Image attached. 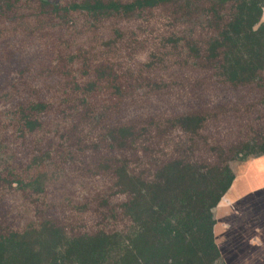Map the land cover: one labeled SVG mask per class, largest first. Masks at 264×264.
<instances>
[{"label": "rangeland", "instance_id": "obj_1", "mask_svg": "<svg viewBox=\"0 0 264 264\" xmlns=\"http://www.w3.org/2000/svg\"><path fill=\"white\" fill-rule=\"evenodd\" d=\"M46 1L51 5L22 0L21 7L7 13H3L6 11L0 2V232L4 236L14 233L25 238L29 227L46 220L64 227L69 235L131 227L132 219L121 206L126 194H113L112 172L99 170V174L91 175L80 164L84 148L101 137L96 117L118 113L115 108L105 109L118 96L109 83L102 82L99 89L90 92L84 86L97 81V71L109 65L106 63L119 76L118 83L134 108L132 117L130 113L120 116L119 123L134 124L141 131L144 119L140 105L152 109V100L162 98L161 107L155 110L158 116L187 109L202 111L207 116L204 136L212 146L228 152L235 145L264 140V68L253 81L223 83L222 101L212 103L215 65L201 74L193 71L192 58L185 49L187 42L178 38L190 25L173 10L164 6L147 11V16L145 12L142 17L114 16L95 26L83 12L56 11L52 6H67L78 0ZM263 11L264 3L258 22ZM200 28L204 29L197 26L196 40L201 38ZM174 35L176 45L169 42ZM180 59L186 63H178ZM180 65L187 69H180ZM207 81L206 93L198 98ZM174 97L177 103L171 102ZM185 97L186 103L179 100ZM31 102L47 104L37 113L41 125L35 129L25 126ZM162 127L163 131H143L145 136L130 148L132 171L145 176L156 169L158 161L189 159L184 150L187 136ZM141 142L152 148L149 154L139 148ZM201 145L194 146L191 161L199 167L220 161V149L214 152ZM136 149L135 155L131 151ZM227 152L235 174L244 178L241 195L249 193V198L257 192L264 199V155L243 160ZM97 159L106 160L104 156ZM104 196L109 197V206L101 203ZM181 215L180 207L175 206L161 218L176 226ZM246 252L237 255L235 261L230 255L229 262L222 254L218 264H264L256 255L248 258Z\"/></svg>", "mask_w": 264, "mask_h": 264}, {"label": "trees", "instance_id": "obj_2", "mask_svg": "<svg viewBox=\"0 0 264 264\" xmlns=\"http://www.w3.org/2000/svg\"><path fill=\"white\" fill-rule=\"evenodd\" d=\"M21 1L0 0L6 11L3 13L16 11L21 7ZM40 2L51 5L46 0ZM263 3L264 0H78L67 6H52L56 11L83 12L89 24L95 26L100 20L114 16L142 17L147 11L168 7L190 25L185 35L178 38L183 37L187 42L185 49L192 58L193 71L201 74L205 68L215 65L216 80L210 99L217 103L223 99V83L253 81L256 73L264 68V25L257 32L253 30ZM197 26L204 27L200 28L203 35L200 40L195 39ZM170 37L169 42L176 45L178 38ZM178 63L186 62L180 59ZM106 64L109 65L100 66L97 71V81L84 86L90 92L99 89L102 82L109 83L118 96L115 105L105 109L115 108L118 117L112 113L96 117L101 137L84 148L80 164L91 175L99 174V170L112 172L113 194H126L121 206L132 219L131 227L126 231L99 230L69 235L64 227L46 220L29 227L25 238H17L14 233L4 236L0 232V264H218L222 254L215 238L214 210L236 177L225 155L227 151L208 143V136H204L207 116L202 111L187 109L158 116L155 110L161 107L162 98L152 100V109L140 105L139 113L144 119L141 131H137L134 124L119 123L120 116L130 113L132 117L134 108L127 102L114 68L110 63ZM183 68L187 69V66L180 65V69ZM208 87L207 81L200 88L198 98ZM179 100L186 103L188 98ZM174 101L177 103L178 99L174 97L171 102ZM84 102L87 104V99ZM46 107L44 102L30 103L25 121L28 129L41 125L37 113ZM162 125L187 136L184 150L189 159L158 161L156 169L145 176L132 171L134 159L128 151L145 136L143 131H163ZM198 144H202L201 148L208 146L214 152L220 149V161L207 163L205 167L191 161L192 150ZM139 148L147 154L152 151L145 142H141ZM137 151L131 152L136 155ZM227 153L243 160L264 155V140L235 145ZM98 156H104L106 160L100 162ZM101 203L109 206L111 201L104 196ZM175 206L180 207L182 213L176 226L161 218ZM159 217L161 220H154Z\"/></svg>", "mask_w": 264, "mask_h": 264}, {"label": "crops", "instance_id": "obj_3", "mask_svg": "<svg viewBox=\"0 0 264 264\" xmlns=\"http://www.w3.org/2000/svg\"><path fill=\"white\" fill-rule=\"evenodd\" d=\"M243 182L242 174H237L232 188L214 210L216 242L226 262L230 255L235 261L237 255L247 250L248 258L256 255L258 262L264 263V199L257 192L249 198V193L241 195Z\"/></svg>", "mask_w": 264, "mask_h": 264}, {"label": "water", "instance_id": "obj_4", "mask_svg": "<svg viewBox=\"0 0 264 264\" xmlns=\"http://www.w3.org/2000/svg\"><path fill=\"white\" fill-rule=\"evenodd\" d=\"M50 1H53V0H50ZM262 24H264V14H263V17L261 18V20L254 26V30H257L259 27L262 26Z\"/></svg>", "mask_w": 264, "mask_h": 264}, {"label": "flooded vegetation", "instance_id": "obj_5", "mask_svg": "<svg viewBox=\"0 0 264 264\" xmlns=\"http://www.w3.org/2000/svg\"><path fill=\"white\" fill-rule=\"evenodd\" d=\"M235 175H236V174H235ZM236 178H237V175H236L235 179H236ZM234 182H235V180H234ZM234 182H233V184H234ZM232 186H233V185H232ZM232 186H231V188H232ZM231 188H230V189H231ZM230 189H229V190H230ZM229 190H228V191H229ZM228 191H227V192H228ZM226 194H227V193H226ZM226 194H225V195H226ZM225 195H224V196H225ZM220 202H221V201H220Z\"/></svg>", "mask_w": 264, "mask_h": 264}]
</instances>
